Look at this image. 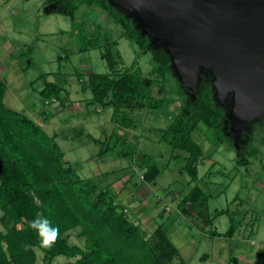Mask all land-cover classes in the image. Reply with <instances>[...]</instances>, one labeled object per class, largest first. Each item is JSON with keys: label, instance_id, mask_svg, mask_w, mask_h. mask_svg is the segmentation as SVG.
I'll use <instances>...</instances> for the list:
<instances>
[{"label": "rangeland", "instance_id": "1", "mask_svg": "<svg viewBox=\"0 0 264 264\" xmlns=\"http://www.w3.org/2000/svg\"><path fill=\"white\" fill-rule=\"evenodd\" d=\"M106 1L109 10L102 9L99 0H82L74 16L62 10L49 12L52 7L61 8L62 0L0 3V43L7 44L0 49L8 55L4 65L9 66L8 73L2 74L8 84L5 103L25 112L55 135L65 158L80 176L98 188L110 189L118 201V190L127 184V176L132 178L127 196L142 201L134 182L138 186L144 182L141 176L145 162L157 164L161 174L146 184L150 206L138 203L137 209L149 212L157 225L165 221L187 264H234L232 258H237L239 264H257L258 252L264 249V92L259 91L264 78L256 81L257 90L248 87L246 104L237 108L241 78L229 69L220 71L223 55L213 54L208 37L184 55L181 45L186 34L173 5L153 12L152 0ZM114 14L131 19L140 36L149 39L150 49H141L128 38ZM106 35L117 42L113 51L116 68L124 71L135 65L143 76L155 80L147 93L168 99L167 104L157 109H122L115 112L113 120L114 108H103L93 98L86 86L90 72L110 71L101 57ZM92 40H99L101 46L80 50ZM158 48L167 55L170 52L173 61L170 59L169 70H160L154 62L152 50ZM46 81L67 89L70 104L78 105L80 111L65 109L62 117L57 112L58 103L46 104L40 92ZM204 84L212 86L220 96L215 99L213 94L216 104L224 110L223 126L215 132L201 123L196 131L195 138L201 142L205 158L198 165V180L190 182L182 168L184 164L171 158V147L161 140V130L172 123L183 105L196 101ZM42 111L54 113L48 123L43 121ZM89 133L101 142L90 139ZM120 136L122 142L117 149L134 148L135 156L125 157L113 151ZM106 137L110 140L106 141ZM124 138L128 139L126 143ZM107 147V152L99 154ZM145 155L149 158L143 162ZM195 184L208 195L205 215L211 217L210 224L201 217L184 216L177 209ZM126 204L129 216L134 218L136 207ZM164 207L167 211L162 216ZM222 209L226 211L218 216L216 211ZM232 221L237 229L233 236H226ZM0 228L3 229L1 224ZM154 228L155 225L149 229V234ZM78 230L69 233V242L84 247L85 239L77 237ZM213 230L221 235H211ZM38 253L40 257L44 255L40 249ZM72 260L61 255L54 263L68 264Z\"/></svg>", "mask_w": 264, "mask_h": 264}, {"label": "trees", "instance_id": "2", "mask_svg": "<svg viewBox=\"0 0 264 264\" xmlns=\"http://www.w3.org/2000/svg\"><path fill=\"white\" fill-rule=\"evenodd\" d=\"M99 1L102 9L109 10L106 0ZM81 3L82 0L76 3L62 0L61 8L52 7L49 12L62 10L74 16ZM113 16L128 38L137 42L141 49H150L149 39L140 36L131 19ZM99 46V40H92L84 43L80 50ZM116 48L117 42L106 35L101 57L107 61L110 71L90 72L86 81L93 98L103 108H114L112 119L115 112L122 109H157L167 104L168 99L147 93L155 80L143 76L135 65L124 71L116 68L118 63L113 58ZM152 55L160 70H169L170 58L161 48L152 50ZM6 91L7 82L0 79V224L3 227L0 228V264H55L54 259L61 255L73 259L68 264H187L180 257L165 221L149 234L138 219L129 216L126 206L110 189L98 188L80 176L65 158L55 135H50L25 112L7 106ZM40 92L46 104L58 103V113L70 104L69 91L53 82L46 81ZM40 114L48 123L54 113L42 111ZM223 118L224 110L216 104L212 86L204 84L196 101L183 105L172 123L161 130V140L171 147V158L184 164L182 168L189 174L190 182L198 180V165L205 158L202 144L195 138L196 131L202 123L220 132ZM88 136L96 143L101 142L90 133ZM121 139L117 137L113 151L125 157L135 156L134 148L117 149ZM108 149L102 148L99 154ZM148 158L149 155H145L143 162ZM145 164L143 180L154 182L162 169L155 163ZM207 201L208 195L195 184L179 201L177 209L184 216L201 217L205 224H210L211 217L205 215ZM166 211L164 207L160 214L163 216ZM225 211L218 210L216 214L219 216ZM37 213L49 217L60 228V237L52 247H41L36 232L30 227ZM77 228V237L85 239L84 247L69 242V233ZM236 229L232 221L226 236H233ZM211 235L221 233L213 230ZM25 244L32 247L25 251ZM37 248L44 251L41 263H38ZM232 262L239 264L237 258H232ZM257 264H264V249L258 252Z\"/></svg>", "mask_w": 264, "mask_h": 264}, {"label": "water", "instance_id": "3", "mask_svg": "<svg viewBox=\"0 0 264 264\" xmlns=\"http://www.w3.org/2000/svg\"><path fill=\"white\" fill-rule=\"evenodd\" d=\"M152 2L153 12L169 5H173L177 10L180 15L179 25L186 34L181 45L184 55L197 42L209 38L213 54L223 55L220 71L229 69L231 74L241 78L236 107H243L247 102L248 87L253 86V89L257 90L256 81L264 78V0H152ZM167 53L173 61L170 52ZM214 59L215 56L212 62ZM216 60L218 66V57ZM259 87V91L264 92V82ZM213 94L215 99L220 97L214 88Z\"/></svg>", "mask_w": 264, "mask_h": 264}, {"label": "crops", "instance_id": "4", "mask_svg": "<svg viewBox=\"0 0 264 264\" xmlns=\"http://www.w3.org/2000/svg\"><path fill=\"white\" fill-rule=\"evenodd\" d=\"M10 2H12V0H0V3H5L7 5H9ZM2 47H7V44L1 42L0 43V48L2 49ZM1 49H0V73H1L0 74V79H3V80H5L7 82L5 76H3L2 74L3 73H6L7 74L8 71H9V66H6L5 67V65H4L5 62H7V60H8V55L5 54L4 52H2ZM7 87H8V84H7ZM6 93H7V91H6ZM5 99H6V94H5ZM70 105H69L70 107L67 106L65 109H69V110H72L73 109V110H75V108H78V110H79V106L78 105H76V106H72V104H70ZM59 114H60V116L64 115L62 117H65L66 112L60 111ZM131 181H132V178H130L129 176H127L125 178V182L127 184H125L124 186H121L120 185V187H122V188H120L121 189L120 192L118 190V193H119L118 197H120V202L123 203L126 206V210L127 211H128L129 208H128V206H127L126 203H130L131 206H135L136 207L135 212H132L131 211L133 213V215H134L133 216L134 217L133 219H135V220L138 219L141 222L142 226L145 229H147L149 231V229H151L152 227H154V225H155V228H156L157 227L156 221L154 220V218L151 215H149L150 213L147 212V211H142L141 210L142 208L141 209H137L139 207L138 206V203H140L142 205H146L147 204L148 206H150V203L147 201V196H148L149 190L146 187V184H148L149 182H145L143 180L144 182H142L139 186H138V184L136 182H134L135 188H137V191H138L136 194H137L138 197H140V199H142V201L140 200V202L139 201L136 202L137 201V198H134V197L131 198V196H127V194H126V189L128 187V183L131 182ZM123 199L126 202H123ZM163 205L164 204H162V207H163ZM38 250H39V248L36 249V252H37V255H38V263H41L40 261H41V259L43 258L44 255H42L40 257V255L38 253ZM40 250L43 252L42 249H40Z\"/></svg>", "mask_w": 264, "mask_h": 264}, {"label": "clouds", "instance_id": "5", "mask_svg": "<svg viewBox=\"0 0 264 264\" xmlns=\"http://www.w3.org/2000/svg\"><path fill=\"white\" fill-rule=\"evenodd\" d=\"M30 227L36 232L41 247L54 246L60 237L59 226L54 225L53 221L42 213L36 214L35 219L30 222ZM23 247L25 251H28L32 245L25 244Z\"/></svg>", "mask_w": 264, "mask_h": 264}, {"label": "built area", "instance_id": "6", "mask_svg": "<svg viewBox=\"0 0 264 264\" xmlns=\"http://www.w3.org/2000/svg\"><path fill=\"white\" fill-rule=\"evenodd\" d=\"M53 101H54V102H56V100H55V99H54Z\"/></svg>", "mask_w": 264, "mask_h": 264}]
</instances>
